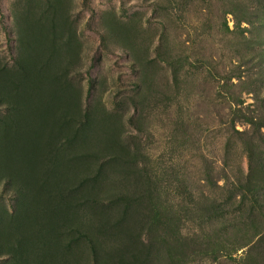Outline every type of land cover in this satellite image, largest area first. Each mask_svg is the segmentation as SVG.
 <instances>
[{"label":"rangeland","instance_id":"rangeland-1","mask_svg":"<svg viewBox=\"0 0 264 264\" xmlns=\"http://www.w3.org/2000/svg\"><path fill=\"white\" fill-rule=\"evenodd\" d=\"M0 264H264V0H0Z\"/></svg>","mask_w":264,"mask_h":264},{"label":"trees","instance_id":"trees-1","mask_svg":"<svg viewBox=\"0 0 264 264\" xmlns=\"http://www.w3.org/2000/svg\"><path fill=\"white\" fill-rule=\"evenodd\" d=\"M259 2H261V1H263V0H258ZM249 14L248 13H246V15H243L242 17H241V19L242 20H247V22L248 23H251V21H250V19H249ZM251 17V16H250Z\"/></svg>","mask_w":264,"mask_h":264}]
</instances>
